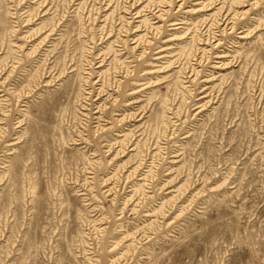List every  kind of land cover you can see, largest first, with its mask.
I'll return each instance as SVG.
<instances>
[{
    "label": "rangeland",
    "instance_id": "obj_1",
    "mask_svg": "<svg viewBox=\"0 0 264 264\" xmlns=\"http://www.w3.org/2000/svg\"><path fill=\"white\" fill-rule=\"evenodd\" d=\"M0 264H264V0H0Z\"/></svg>",
    "mask_w": 264,
    "mask_h": 264
}]
</instances>
